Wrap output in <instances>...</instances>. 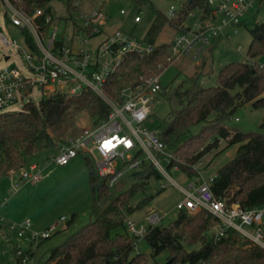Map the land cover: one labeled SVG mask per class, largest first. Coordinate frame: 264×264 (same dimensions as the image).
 Instances as JSON below:
<instances>
[{
  "label": "trees",
  "instance_id": "obj_1",
  "mask_svg": "<svg viewBox=\"0 0 264 264\" xmlns=\"http://www.w3.org/2000/svg\"><path fill=\"white\" fill-rule=\"evenodd\" d=\"M11 1L28 17L37 10L42 11L33 22L38 34L44 37L50 25L47 18H53V0ZM132 1L141 6L150 2ZM66 4L70 14L80 12V6H75L74 0H67ZM197 9L208 12L206 0H186L172 19L159 13L144 38L145 42L156 46L155 51L147 57L126 56L102 86L104 97L89 87L77 94L42 90L43 96L38 103L30 100L20 111L1 113L0 181L9 177L13 170L28 167L29 159L36 154L60 142L66 143L78 115L87 114L95 124L106 121L112 112L106 99L120 105L125 90L135 89L147 79L161 77L174 61L168 54L170 42L157 44L159 34L166 24L179 31L187 15ZM250 33L252 43L248 56L255 60L264 54V22L256 23ZM22 34L30 50L40 56L31 33L24 29ZM88 34L94 37L92 29H88ZM197 80L195 78L184 92L176 91L174 97L169 98L172 110L167 120H162L157 127L161 140L173 155L168 169L177 168L189 179L198 177L196 166L213 150H218L221 141L228 147L239 145L235 157L211 179V190L217 198L224 199L228 207L235 203L245 210L263 207L264 118L260 131L251 133L232 130L228 122L247 104L264 112V66L255 61L230 63L220 71L216 87L204 88ZM32 92L33 88H28L26 96ZM200 125L203 126L195 133L194 128ZM84 157L92 194L90 221L63 243L52 247L44 263L35 264H147L149 256L136 251L140 239L128 231L127 217L150 205L155 195L136 204H132V200L138 192L146 191L152 181L161 179V172L151 162H146L140 171L133 172L110 189L106 179L99 175L94 160ZM162 190L164 188L157 194ZM75 219L76 215H73L67 226L70 227ZM219 224L218 218L204 210L196 213L180 211L174 222L168 226H153L143 239L152 250V258L167 252L169 264H264V248L252 244L236 230L230 228L216 240V231L212 229ZM196 245H199L198 249L189 250ZM20 250L14 251L17 264H24L25 254L34 255L32 250L20 255Z\"/></svg>",
  "mask_w": 264,
  "mask_h": 264
},
{
  "label": "built area",
  "instance_id": "obj_2",
  "mask_svg": "<svg viewBox=\"0 0 264 264\" xmlns=\"http://www.w3.org/2000/svg\"><path fill=\"white\" fill-rule=\"evenodd\" d=\"M4 3L7 20L15 28L21 31L26 29L35 34L37 42L34 41L41 55L34 53L27 45L24 49L17 41L10 42L6 35L0 32L3 44L6 47L16 46L29 71L40 77H27L17 67L0 70V111L24 99L30 87L44 91L46 88H52L54 91L63 90L71 94L80 93L83 88L89 87L104 97L102 86L116 72L126 56L135 54L147 57L156 48L154 44L120 30L106 33L101 27L100 12L92 15L81 14L80 19L83 20L85 29L84 38L80 36V46L68 39L58 41L57 29L47 44H44L33 22L42 11L37 10L32 17H28L18 4L11 0H4ZM74 4L80 6L79 0H74ZM206 5L208 12L197 9L187 15L179 33L170 42L168 54L171 60L188 57L192 61H199L215 42L232 41L233 36L250 21L252 11L257 12L264 7V0H206ZM177 11L172 6L167 17L174 18ZM122 13L124 14V11ZM140 21V15L136 16L135 22ZM47 22H51V17L47 18ZM88 29H92L94 36H104L94 48L89 47L91 37ZM236 50L241 52L242 46H237ZM9 59L10 57H7V60ZM56 83L61 84L60 88L55 87ZM160 91V77H153L135 89L125 90L120 105L105 98L112 108L109 118L95 124L93 128L84 129L75 137L68 138L66 143L60 146L52 162L57 166H66L81 155L90 157L110 189H114L128 174L140 171L146 162H151L159 172L165 174L161 160L164 159L168 165L173 157L172 152L161 140L158 131L145 125L153 114V100ZM119 160L121 165L118 164ZM8 178L14 181L12 189L18 192L27 183L40 182L42 176L39 166L31 164L20 171H11ZM194 178L198 185H188L183 191L184 198L176 204V210L189 213L204 210L218 218L220 224L214 233L216 240L232 228L252 244L264 248V206L245 210L235 203L228 207L224 199L214 195L210 187L211 179H204L200 173ZM160 220L158 214L151 212L148 217L149 228H138L131 220L127 221V228L133 237L143 239L150 228ZM8 227L18 238L26 240L34 247L55 232V225L41 234L32 232L28 222L20 226L11 224ZM19 254L23 255L24 251L21 249ZM30 260L31 257L27 253L22 262L27 264Z\"/></svg>",
  "mask_w": 264,
  "mask_h": 264
},
{
  "label": "rangeland",
  "instance_id": "obj_3",
  "mask_svg": "<svg viewBox=\"0 0 264 264\" xmlns=\"http://www.w3.org/2000/svg\"><path fill=\"white\" fill-rule=\"evenodd\" d=\"M66 1L53 0L51 2L54 14L53 22L47 27L44 37L38 34L45 43L48 42V38L52 36L55 29H57L58 41L64 37L71 40L74 34L84 38L85 27L80 16L81 14L92 15L95 12H100L102 16L100 22L103 31L111 33L120 30L132 34L136 38L144 39L159 13L169 16V10L172 6L178 10V13L186 0H150L145 6H141L132 0H79L80 12L73 14L68 12ZM140 12L142 13L140 14ZM5 13L6 4L1 2L0 32L5 34L10 42L17 41L21 48L26 49L22 31L10 25L4 17ZM252 14L254 16L252 15L248 25L242 27L233 36L232 41H222L218 45L210 46L199 61H192L188 57L175 60L163 72L160 77L161 91L153 100V114L145 124L146 127L157 130L161 121L167 120L172 110L173 105L171 106L169 98L174 97L176 91L184 92L188 89L195 78L198 79V84L204 88L216 87L220 71L230 63H253L255 61L264 66V54L255 60L248 56L249 47L252 43L250 30L256 23L264 22V7L257 12L252 11ZM138 15H140L141 21L135 23V17ZM177 33L179 32L176 29L166 24L157 41L169 43ZM31 35L37 42L35 34L31 33ZM103 37L101 34L90 38L89 47L94 48ZM75 42L78 45L79 39L77 38ZM239 45L242 46L241 52L236 50ZM7 57L10 59L6 60ZM8 67H17L27 77L40 78L38 74L29 71L28 65L18 48L16 46L6 47L0 37V70ZM60 86V83L55 84L57 88ZM42 96V90L36 87L29 96H25L24 99L0 111V114L20 111L25 103L30 100L38 103ZM263 118V111L255 110L251 104H247L237 110L233 119L228 122V127L243 133L259 132ZM94 125L95 120L87 114L78 115L76 124L69 131L67 139L79 135L84 129L93 128ZM202 126L194 128V132L197 133ZM62 145L63 143L60 142L59 145L44 150L29 159V164L34 163L39 166L42 176L40 182L27 183L18 192L12 189L14 182L12 179L7 177L0 182V212L3 213V223L6 222V227L2 228L3 231L0 230V264H17L14 253L16 248H21L25 252L33 251L34 255L27 264L44 263L48 259L49 250L52 247L63 243L71 234L90 221L92 194L89 185V169L85 157L81 155L66 166H57L52 162V158L58 154ZM169 151H171L170 148ZM235 153L236 148L234 146L228 147L224 141H221L219 149L213 150L204 157L196 168L204 179L210 180L216 176L222 166L234 157ZM118 164L121 165L120 160ZM161 164L165 170V174L161 173V179L152 181L146 191L138 192L132 200V204H136L148 196L155 195L147 208L134 212L127 217V221L135 222L138 228L141 226L150 227L148 217L151 215L152 209L154 210L153 214L159 215L161 220L158 225L161 226H168L178 217L179 211L176 210V204L183 198V191L178 185L182 188H188L189 178L177 168L168 169L164 159L161 160ZM131 174H128L127 177ZM163 188L164 190L157 194ZM73 215H76L75 222L68 227L67 223ZM27 222L30 223L32 232L41 234L49 231L54 225L55 232L39 247L31 246L26 240L18 238L17 234L8 227L11 224L20 226ZM212 230L217 231L218 226ZM198 248L199 245H196L189 250ZM136 251L149 256L147 264H169L167 252L152 258V250L144 239L137 241Z\"/></svg>",
  "mask_w": 264,
  "mask_h": 264
},
{
  "label": "crops",
  "instance_id": "obj_4",
  "mask_svg": "<svg viewBox=\"0 0 264 264\" xmlns=\"http://www.w3.org/2000/svg\"><path fill=\"white\" fill-rule=\"evenodd\" d=\"M1 2H4V0H0V3H1ZM4 17L6 18L5 14H4ZM6 19H7V18H6ZM53 19H54V14H53V18H51V22H50L49 24H52ZM134 21H135V20H134ZM9 23H10V22H9ZM135 23H136V22H135ZM138 23H139V22H138ZM10 25H11V24H10ZM106 33H109V32H106ZM175 36H176V35H175ZM175 36H173V38H174ZM77 38L79 39V43L81 44V42H80L81 38H80L79 35H78V37H77V35L74 34V35L72 36V38H71L72 43H74L75 45H77L76 42H75V41L77 40ZM63 39H68V40H69L70 38L64 37ZM63 39H62V40H63ZM48 40H49V38H48ZM172 40H173V39H172ZM221 42H222V41H217V42H215V43L213 44V46H214V45H218V44L221 43ZM43 43H44V44H47V43H45L44 41H43ZM79 43H78L77 46L80 45ZM25 44H26V43H25ZM157 44H159V41H157ZM26 45H27V44H26ZM6 60H7V58H6ZM34 89H35V88H34ZM34 89H33V90H34ZM53 91H54V89H52V88H46V89H45V92H46V93H52ZM42 92H43V91H42ZM25 96H26V94H25ZM233 146L236 148V152H237L239 145H233ZM235 155H236V153H235ZM235 155H234V157H235ZM35 156H36V155H35ZM35 156H34V157H35ZM234 157H233V158H234ZM32 158H33V157H32ZM233 158H232V159H233ZM232 159H231V160H232ZM231 160H230V161H231ZM33 164H34V163H33ZM29 165H31V164H29ZM202 177H203V176H202ZM214 177H215V176H214ZM3 180H4V179H3ZM3 180H2V181H3ZM2 181H0V182H2ZM188 182H189L188 185H189L190 183H195V184L198 183V181H196L195 178L189 179ZM177 185H178V184H177ZM178 187H179L182 191H184V190L187 189V188H182L180 185H178ZM3 196H4V195H2V198H4ZM184 196H185V194H184V192H183V198H184ZM183 198H182V199H183ZM5 201H6V200H5ZM179 201H180V200H179ZM153 211H154V210L152 209L151 212H153ZM2 214H3V213L0 212V230H1V231H3L2 228L6 227V225H5L6 222L3 223V222H4V217L2 216ZM0 239H1V236H0Z\"/></svg>",
  "mask_w": 264,
  "mask_h": 264
}]
</instances>
